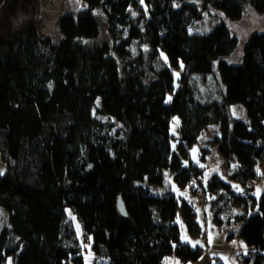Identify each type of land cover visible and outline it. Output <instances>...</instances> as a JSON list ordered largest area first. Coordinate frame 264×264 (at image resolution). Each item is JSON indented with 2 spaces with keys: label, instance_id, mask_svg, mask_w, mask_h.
Instances as JSON below:
<instances>
[{
  "label": "trees",
  "instance_id": "obj_1",
  "mask_svg": "<svg viewBox=\"0 0 264 264\" xmlns=\"http://www.w3.org/2000/svg\"><path fill=\"white\" fill-rule=\"evenodd\" d=\"M81 1L86 7L64 14L53 38L44 33L42 0H0V206L9 213L0 264L9 256L15 264H84L83 241L106 264L198 261L204 249L185 243L177 222L183 209L190 233L200 235L193 207L155 188L167 175L181 187L204 175L191 150L215 124L219 154L234 169L228 178L243 186L237 194L229 184L230 192L258 206L238 218L250 247L238 260L264 264V193L258 202L246 194L264 173V32L248 38L234 63L240 40L228 24L251 9L264 13V0ZM212 11L219 23L194 31ZM209 76L218 81L205 88ZM236 104L249 122L234 115ZM220 185L213 175L209 188Z\"/></svg>",
  "mask_w": 264,
  "mask_h": 264
},
{
  "label": "rangeland",
  "instance_id": "obj_2",
  "mask_svg": "<svg viewBox=\"0 0 264 264\" xmlns=\"http://www.w3.org/2000/svg\"><path fill=\"white\" fill-rule=\"evenodd\" d=\"M43 8L41 16L44 22V33L53 38L59 35V21L60 18L69 11L79 10L86 7V4L81 0H42ZM222 19V15L218 11L207 13L201 20L199 27L194 31L207 32L213 29ZM229 27L233 33L238 36L240 45L236 56L231 61L234 63L241 61L244 55V46L248 38L255 32H264V13H257L254 10H249L244 18L239 21H228ZM107 35V34H106ZM107 37V36H106ZM176 76H180V71L174 69ZM219 73V70H218ZM218 79L215 76L206 77L203 80V86H208L217 83ZM101 101H98V106ZM234 115L244 121H250L245 108L236 104L232 107ZM99 118L106 122L107 117L100 115ZM180 118L176 116L173 121L172 133L179 138L176 132L180 124ZM219 124L210 126L202 135L199 144L195 145L191 150V160L205 169L204 175L200 179H195L186 187H181L173 176L167 175L165 185L155 188L156 192H163L166 189L171 190L177 195L180 203H189L196 213V220L202 230L198 236H193L187 226L184 211L180 210L177 222L181 227L182 239L189 244L192 249L202 247L204 249L201 258L196 262H181L176 256H170L166 259V264H211L217 257L222 258L226 264H242L238 260L237 255L240 252H247L249 250L248 243L243 237L239 235L243 227V221L238 219L239 216L245 215L249 212L250 215L258 210L247 207V203L238 201L230 192L231 184L233 190L239 194L243 192V186L240 183H235L228 178V175L234 170L233 167L224 162L219 154L216 145L218 134H220ZM122 134L121 124L114 123L110 133L112 138L120 137ZM176 143H174L175 145ZM206 156L205 159L202 155ZM6 165L0 155V174L5 173ZM264 171V167H263ZM219 174L220 178L225 182V185H220L218 189L209 188V180L213 175ZM248 188V187H247ZM264 193V173L259 181H256V191L253 195L258 202ZM8 211L0 206V228L9 223ZM218 218L221 220L219 222ZM69 218L72 220L74 226L77 228L81 238L83 236V228L77 216L70 210ZM231 234V235H230ZM83 240V239H82ZM84 264H106L108 260L96 258L93 249L92 241H83ZM8 264H15L12 256L8 257ZM65 264H75L71 259H66Z\"/></svg>",
  "mask_w": 264,
  "mask_h": 264
},
{
  "label": "water",
  "instance_id": "obj_3",
  "mask_svg": "<svg viewBox=\"0 0 264 264\" xmlns=\"http://www.w3.org/2000/svg\"><path fill=\"white\" fill-rule=\"evenodd\" d=\"M188 3H197V2L194 0H191ZM118 208H119L122 215H124V216L128 215L122 196H119V198H118Z\"/></svg>",
  "mask_w": 264,
  "mask_h": 264
},
{
  "label": "built area",
  "instance_id": "obj_4",
  "mask_svg": "<svg viewBox=\"0 0 264 264\" xmlns=\"http://www.w3.org/2000/svg\"><path fill=\"white\" fill-rule=\"evenodd\" d=\"M256 191V182H251L249 187L246 189L247 195H253Z\"/></svg>",
  "mask_w": 264,
  "mask_h": 264
},
{
  "label": "crops",
  "instance_id": "obj_5",
  "mask_svg": "<svg viewBox=\"0 0 264 264\" xmlns=\"http://www.w3.org/2000/svg\"><path fill=\"white\" fill-rule=\"evenodd\" d=\"M189 245V244H188ZM190 246V245H189Z\"/></svg>",
  "mask_w": 264,
  "mask_h": 264
}]
</instances>
